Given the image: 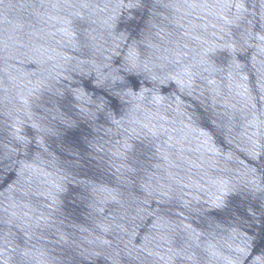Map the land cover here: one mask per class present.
<instances>
[{"label":"water","instance_id":"1","mask_svg":"<svg viewBox=\"0 0 264 264\" xmlns=\"http://www.w3.org/2000/svg\"><path fill=\"white\" fill-rule=\"evenodd\" d=\"M0 264H264V0H0Z\"/></svg>","mask_w":264,"mask_h":264}]
</instances>
